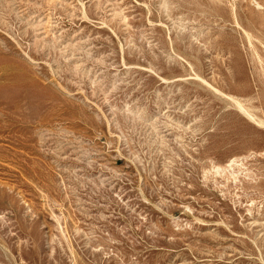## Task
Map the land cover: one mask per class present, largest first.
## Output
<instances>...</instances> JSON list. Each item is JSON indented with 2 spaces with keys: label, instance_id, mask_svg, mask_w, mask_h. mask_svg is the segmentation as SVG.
<instances>
[{
  "label": "rangeland",
  "instance_id": "obj_1",
  "mask_svg": "<svg viewBox=\"0 0 264 264\" xmlns=\"http://www.w3.org/2000/svg\"><path fill=\"white\" fill-rule=\"evenodd\" d=\"M232 98L264 120V0H0V264H264Z\"/></svg>",
  "mask_w": 264,
  "mask_h": 264
},
{
  "label": "bare ground",
  "instance_id": "obj_2",
  "mask_svg": "<svg viewBox=\"0 0 264 264\" xmlns=\"http://www.w3.org/2000/svg\"><path fill=\"white\" fill-rule=\"evenodd\" d=\"M257 9H260L262 10V7L256 3L255 4ZM237 27L239 28V24H236ZM247 32V31H246ZM245 33V32H244ZM248 33V32H247ZM245 35L247 36L248 40H249V43H250V37L245 33ZM252 37V36H251ZM254 38V37H253ZM238 99V98H237ZM237 99H231L234 106L236 107L237 110H239L250 122L254 123L256 126L258 127H262L264 128V120H260L259 117L258 119L255 117L256 115H253L251 112V109L246 107L245 104H243L241 101L237 100ZM262 110V109H261ZM263 113V112H261ZM247 159V158H246ZM238 161L236 159H233V160H230L229 163L227 164L226 167L224 168H217L216 171L218 172H223V171H228L229 169H231L232 171L234 170V168H238V167H241V165H238ZM226 168H229V169H226ZM232 176V175H231ZM235 176V175H234ZM236 179V176L235 178Z\"/></svg>",
  "mask_w": 264,
  "mask_h": 264
}]
</instances>
